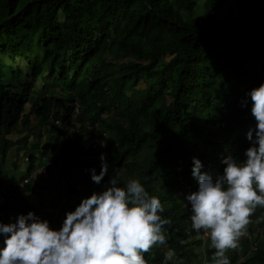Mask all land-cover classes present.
<instances>
[{
	"label": "trees",
	"instance_id": "16d2710c",
	"mask_svg": "<svg viewBox=\"0 0 264 264\" xmlns=\"http://www.w3.org/2000/svg\"><path fill=\"white\" fill-rule=\"evenodd\" d=\"M261 82L263 0H0V221L34 210L59 228L120 171L168 220L147 264H211L215 249L184 199L198 187L192 157L213 175L228 152L244 158L255 121L239 101ZM102 152L109 169L97 185ZM7 158L17 173L28 165L27 183L7 184ZM39 168L59 176L50 201L34 185ZM249 221L230 264H264V207Z\"/></svg>",
	"mask_w": 264,
	"mask_h": 264
},
{
	"label": "clouds",
	"instance_id": "9594fccd",
	"mask_svg": "<svg viewBox=\"0 0 264 264\" xmlns=\"http://www.w3.org/2000/svg\"><path fill=\"white\" fill-rule=\"evenodd\" d=\"M249 102L255 123L247 129L250 143L243 159L228 152L221 160L222 171L213 175L202 171L201 159L192 157L191 175L198 187L184 199L191 209V228L208 236L215 249L211 264H230L226 250L238 247L247 235L250 215L264 207V82L247 90L239 106L246 108ZM99 160V173L90 169L97 185L109 169L103 152ZM163 211L161 200L139 179L124 181L117 171L102 190L66 211L59 228L34 210L0 221V264H147L144 253L166 242ZM174 256L169 249L165 260Z\"/></svg>",
	"mask_w": 264,
	"mask_h": 264
},
{
	"label": "rangeland",
	"instance_id": "374dc122",
	"mask_svg": "<svg viewBox=\"0 0 264 264\" xmlns=\"http://www.w3.org/2000/svg\"><path fill=\"white\" fill-rule=\"evenodd\" d=\"M203 1H201L202 3ZM263 5H264V0H263ZM128 88H130V86H128ZM142 93L141 92H135L134 93V96L135 97H139L141 96ZM101 129L100 128H96L93 130V132H98L99 134L101 133ZM42 147L39 148V150H41ZM49 158V157H48ZM7 171H8V175H9V180L7 181V184H10V182H15L14 184H18V185H22V182L24 181L25 182V178L27 176V170H28V165H26L25 163H23L21 166V170L17 173V171L14 169V167L12 166V159L11 158H7ZM35 174V184L36 185V188H37V191L38 192H41L42 190H44V193H45V198H46V201H50L53 199V194H52V189L55 187V178L58 180L59 176L58 175H54L53 176V179H50L46 172H45V169L44 168H39V170H36L34 172ZM185 193V192H184ZM32 200L35 204H38V197L37 196H33L32 197ZM65 215V212L63 213ZM14 214H10V213H7L6 211V223L10 221V219L14 218ZM200 250H202L200 252V258H202L203 254L202 252L204 251L203 248H201ZM197 252H199L197 250ZM244 257L243 255L241 256V258ZM199 258V259H200ZM242 260V259H241ZM240 260V261H241ZM195 264H199V262H196Z\"/></svg>",
	"mask_w": 264,
	"mask_h": 264
},
{
	"label": "built area",
	"instance_id": "2783aa9c",
	"mask_svg": "<svg viewBox=\"0 0 264 264\" xmlns=\"http://www.w3.org/2000/svg\"><path fill=\"white\" fill-rule=\"evenodd\" d=\"M77 106H79V105H77ZM28 181H29V179L27 178V179H25V182H24V183H27ZM4 201H5L4 198H1V199H0V203L3 204ZM246 236H249V229H248V227H247V235H246ZM262 237H263V236H262ZM207 238H208V236H206V235L204 234V240H206ZM241 247H242V241H240V242H239V245H238V248H239V249H241ZM257 247H258V241L253 242V244L251 245V250L256 251Z\"/></svg>",
	"mask_w": 264,
	"mask_h": 264
}]
</instances>
